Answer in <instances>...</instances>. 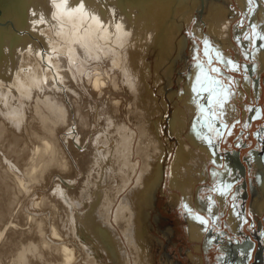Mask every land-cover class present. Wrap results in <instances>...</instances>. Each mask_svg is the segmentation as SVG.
Masks as SVG:
<instances>
[{
    "label": "bare ground",
    "instance_id": "1",
    "mask_svg": "<svg viewBox=\"0 0 264 264\" xmlns=\"http://www.w3.org/2000/svg\"><path fill=\"white\" fill-rule=\"evenodd\" d=\"M224 1L0 0V264H157L154 252L168 256L183 224L184 238L192 245H187L183 263L204 264L211 236L217 231L211 226L214 221L224 219L226 236L242 229L236 186L240 178L222 179L231 168L227 163L221 171L216 168H220L223 149L214 150L211 145L220 136L208 131V112H196L206 106V99L192 90L200 71L197 65L203 64L191 66L185 77L175 75L188 42V36L181 34L190 22L198 36L205 34L214 53L220 50L216 55L223 61L232 59L224 50L238 48L236 41L247 48L243 55L251 59L248 68L253 74L258 61L264 68V50L260 53L264 41L257 36L259 47L254 49L241 38L244 33L251 38L253 23L264 35V0H254L251 11L247 0H229L236 11ZM241 13L250 27L239 35L242 22L235 20ZM6 18L10 20L1 26ZM62 64L69 74L58 71ZM49 73L51 83L72 78L70 88L62 84L69 103H63L64 96L62 103L53 100L58 97L55 88L44 86L38 91L43 85L37 84L47 82ZM243 74L247 78L244 90L249 92L253 82ZM184 79L181 93L171 91L166 98L171 84ZM229 101L230 97L220 108L226 119L224 125L221 118L217 121L221 132L240 114ZM259 106L245 108L244 120H254ZM165 123L164 134L161 125ZM38 130L44 134L38 136L40 141ZM89 135L87 148L78 150L76 144L82 147ZM171 139H175L172 147ZM247 157L258 159L255 152ZM138 158H143L142 165ZM251 159L254 174L246 183L256 193L249 201L250 210L262 214L264 165ZM209 165L215 167L209 169ZM255 166L262 170L255 171ZM51 176L56 177L48 192L52 202L47 194L34 201L37 191L51 185ZM206 181L210 191L231 182L227 193L233 194L229 201L225 196L227 207H222L221 216L217 211L223 204L217 203L224 197L218 192L211 199L204 197ZM159 194H165L170 208L180 209L173 211L183 215L175 216L180 223L172 220L170 225V218L165 217V222L157 214ZM247 202L248 198L244 205ZM41 203L43 208L36 206ZM183 205L208 223L193 219ZM262 222L256 219L252 226L264 231ZM207 225L212 228L209 233ZM160 227H165L161 230L164 240L153 234ZM234 244L227 240L219 247L221 260L234 245L236 261L243 249Z\"/></svg>",
    "mask_w": 264,
    "mask_h": 264
},
{
    "label": "rangeland",
    "instance_id": "2",
    "mask_svg": "<svg viewBox=\"0 0 264 264\" xmlns=\"http://www.w3.org/2000/svg\"><path fill=\"white\" fill-rule=\"evenodd\" d=\"M201 1V0H200ZM226 1V2H225ZM223 3L224 4H227L228 5V7H229V9L231 8V10L232 11H236L235 10V7H236V5H234V3L232 2V1H229V0H225ZM204 2H207V0H204ZM233 3V4H232ZM234 5V6H233ZM255 5V4H254ZM0 17H1V13H0ZM244 19V20H243ZM10 20V18L9 19H7L6 18V20H4L3 22H4V24L3 25H1V26H4V25H6V23H8V21ZM235 22L238 24V23H240V22H242L240 25H239V27L241 28V31L239 32V35H242V34H240V33H243V32H246V31H244V30H246V28H249L248 27V21L244 18V16H243V14L241 13L238 17H237V19L235 20ZM192 23V24H191ZM246 25V26H245ZM203 30H205V28L203 29ZM196 28H194V24H193V22H190L189 23V25L187 26V28H183V32H182V34L181 35H184V36H188L187 37V47H186V51H185V53H184V57L182 58V60H180L179 62H178V65H177V67H176V70H175V75H176V77L177 76H179V74H180V76L181 77H185L189 72H190V69H192V67H193V65L194 64H196L197 62H202V64L204 65V66H206L207 68H210L211 66H213V65H215L216 64V62H217V60H218V52L220 51L218 48L217 49H215V51H216V53H214V50H212L211 48H210V46L208 47V49H207V55L205 54V45H204V40H205V38L206 37H204L205 36V34H204V36L201 34L200 36H198L196 33ZM249 35V34H248ZM250 36H252V32H250ZM241 38L243 39V37L241 36ZM197 41V42H196ZM243 41H244V39H243ZM246 41V40H245ZM234 42V41H233ZM198 44V45H197ZM236 46H238V48L236 47H229V49H225L224 50V53L225 52H227L228 54H230L231 55V60L233 61L234 60V62L236 63V62H238V63H240L239 65H240V72L239 71H232V70H230V68H228L229 66H227L225 63H223L222 61L217 65V66H219L220 68H221V76H220V78L222 79V80H224V82H225V84H227V82H228V77H232V78H235V79H233L235 82L238 80L239 81V78L241 79V84H240V87H238L236 84L234 85H232V89H235V91H239L240 89L241 90H243L245 93H246V98H248V99H250V102L249 103H247V104H245L244 105V107L245 108H248L249 106H250V104H253V105H256V103H254V99L252 98L253 97V94L251 93V91L253 90V91H255V88H256V86L255 85H251L250 86V93L249 92H246L245 90H244V86H243V81H246L247 80V78L244 76V71H243V69H246L245 67H246V65L248 64V66H249V64H250V58H249V60H248V58H245V56L243 55V52L245 53V51L247 50V48L245 47V46H243L242 44H237V42L235 41V43H234ZM233 44V45H234ZM243 46V47H242ZM259 46L258 45H256L255 47H254V49H257ZM254 49H252V51L254 50ZM261 49V51H260V53L264 50V48H260ZM218 50V51H217ZM245 50V51H244ZM251 51V52H252ZM220 53V52H219ZM227 53H225V54H227ZM199 54V55H198ZM217 54V55H216ZM222 55V54H221ZM240 55V56H239ZM57 56H59V54L57 53L56 54V57ZM210 56V57H209ZM210 58H213L212 60H211V64L209 63V61H210ZM197 59V60H196ZM245 61H249L248 63H246ZM187 62V63H186ZM260 62H261V60H260ZM188 63H189V65H188ZM65 64H62L61 65V67H59L58 68V71H60V72H62V73H64V71H67V73L69 74V71L67 70V67L66 66H64ZM258 70L257 69H255V72L258 74L259 72H260V70L263 68V66L261 67L260 65H259V61H258ZM190 66V67H189ZM192 66V67H191ZM227 66V67H226ZM207 70V69H206ZM257 70V71H256ZM52 74H53V72H51ZM51 73H49V75H48V80H47V82H44V83H42V84H37V85H43L41 88L39 87V90L38 91H40V89L42 90L43 89V87L45 86L46 88H49V90L51 89V88H55V89H57V92H58V97H54L53 98V100L54 101H57V100H59L60 101V103H62L63 102V99H64V104H67V102H68V95H67V93H66V90H67V88L65 89V88H63V85L65 86H68L69 85V88L71 87V83H72V78L71 77H62V79L65 81V83H63V82H61L60 80H58V79H56L55 81H53L52 83L50 82V81H52L51 80V77H50V75H51ZM61 73V74H62ZM232 74V75H231ZM184 75V76H183ZM52 76V75H51ZM50 77V78H49ZM243 78V79H242ZM50 79V80H49ZM151 79V78H150ZM149 79V80H150ZM182 79V78H181ZM261 79V80H260ZM61 82L60 84H59V82ZM176 80V79H175ZM67 81V82H66ZM184 81H185V79L184 80H180L179 82H174V85H172L171 84V86L168 88V90H167V93L165 94V97L166 98H168L167 97V94L169 93V92H171V91H173V92H177V94L178 93H181V91H182V89L184 88ZM259 81H264V71H263V73H262V75L259 77ZM58 82V83H57ZM70 82V83H69ZM46 83V84H45ZM50 83V84H49ZM54 83L55 84H57L56 86L54 85ZM48 84V85H47ZM63 84V85H62ZM52 85V86H51ZM60 87H59V86ZM49 86V87H48ZM55 86V87H54ZM36 88L38 87V86H35ZM44 87V88H45ZM65 89V90H64ZM170 89V90H169ZM69 90V89H68ZM62 91V92H61ZM258 91V90H257ZM257 91H255V93H258ZM51 95L53 94V93H51V91H48ZM49 93H47V94H49ZM63 93V94H62ZM65 93H66V95H65ZM60 94V95H59ZM62 94V95H61ZM64 96V97H63ZM178 95H176V97H177ZM207 96V93H203V96L202 97H200V98H204V97H206ZM61 97H63V99H61ZM66 97H67V99H66ZM72 98H74L73 99V101H75V102H77L78 101V98L76 97V96H71ZM70 97V98H71ZM176 97H174L175 99L174 100H176ZM201 99V100H202ZM252 101V102H251ZM231 104H232V106H234L233 105V102L232 101H229ZM69 103V102H68ZM135 104V103H134ZM136 105V104H135ZM215 105V104H214ZM214 105H213V111L215 112V113H217V112H219V113H217L218 114V117L219 118H217V120H215V122L213 121L212 122V125H213V127L214 128H216V129H218V131H219V134H217L216 132H214V134H217L218 136H220V140L218 139L216 142H212V147H214V150L215 149H218V148H220V147H223V146H226V147H231V145H232V143H233V141H234V136H232L231 138L230 137H228V135H226V133H227V130H229V129H226L225 130V139L224 138H222V136H223V132H221V128H223L221 125H224V121H226V119H223L222 118V115H220L221 114V111H220V107L218 106V105H215V107H214ZM247 106V107H246ZM244 108V109H245ZM81 109H83L82 111L85 113V114H87V110H86V108L85 107H81ZM219 109V110H218ZM243 109V110H244ZM243 110H238V114L239 115H241V119H242V117H243V114H242V111ZM201 111V109H197L196 110V112H197V115H201L202 114V112H200ZM217 111V112H216ZM237 111V110H236ZM259 111H260V109H259ZM203 113H205V111L203 112ZM207 115L209 114V113H206ZM171 115V114H170ZM170 115H168L167 116V120L165 119V121H166V123H167V121H168V119H169V117H170ZM238 115V116H239ZM258 116V115H257ZM216 118V117H215ZM220 118H221V120H220ZM239 118V117H238ZM212 119H213V117H212ZM254 119V118H253ZM220 120V121H219ZM217 121H219L220 123H221V125L219 126V124L217 125ZM166 123L165 124H162L161 125V127H162V129H163V133H164V130H165V132L167 131V129H168V127L166 126ZM228 124V123H227ZM74 125V124H73ZM75 126V125H74ZM78 126V125H77ZM101 127H102V124H101ZM100 126L98 127V128H101ZM221 127V128H220ZM77 128H79V126L77 127ZM80 129V128H79ZM40 130H38L37 132H38V134L36 135V137H37V139L39 140V138H42L41 136H43L44 134L40 131ZM209 131V130H208ZM95 131L94 130H92L91 132H90V134H92V133H94ZM42 134V135H41ZM65 133L63 132L62 134H60V135H64ZM165 134V133H164ZM208 134V133H207ZM250 134V133H249ZM67 135V134H66ZM248 135V133H246L245 134V136H247ZM38 136H39V138H38ZM66 137H69L68 135L66 136ZM228 137V139H226ZM238 137V136H237ZM237 137H235V138H237ZM250 137L252 138V139H254V141H255V143L253 144V146L251 147V148H249V149H246V148H244V147H242V149H241V153H242V157H247V156H249V154H251V153H253L254 152V150H255V146H256V139H257V134H256V132H251V134H250ZM222 138V139H221ZM230 138V139H229ZM89 139H90V135L87 137V140H85L84 142H83V144H82V147H80V145L79 144H76V148L78 149V150H80L81 148L83 149V150H85L87 147V144H89L88 143V141H89ZM164 140H165V138H163ZM71 140H73V139H71ZM223 140H227L228 142H230L231 143V145H229L228 143H224L223 144ZM230 140V141H229ZM40 141V140H39ZM60 141H61V139H60ZM173 141H175V139L173 140V139H171L170 141H168V143H169V145L172 147L173 146ZM165 142H167V141H165ZM172 142V143H171ZM85 143V144H84ZM237 142H235L234 143V148H233V150H230L233 154H234V152L235 151H238L239 153H240V150H239V145H238V143L236 144ZM39 144V143H38ZM219 144H220V146H219ZM218 147V148H217ZM235 148H237V149H235ZM226 149V148H225ZM221 150H222V148H221ZM81 151V150H80ZM218 151V150H217ZM223 151V150H222ZM251 152V153H250ZM168 156V155H167ZM166 156V160H167V157ZM139 159V158H138ZM248 159H250V158H247V160ZM164 161V164H166L167 163V161ZM252 161H256V162H259V164L263 167V165H264V153H262V154H260L259 155V157H258V159H251ZM139 161H140V165H142V161H143V158H140L139 159ZM230 163L231 164H234V159L231 157L230 158ZM229 163V164H230ZM248 169H249V173H248V178L250 177V175L251 176H253V172L251 171L250 172V160H248ZM218 166H220V164L218 165ZM211 167H215V166H212V165H209V169H211ZM262 167L261 168H259L258 166L256 167L255 166V168H256V170L255 171H257V172H259V171H261L262 170ZM217 169H218V167H216ZM264 168V167H263ZM232 173V175H230V173L229 172H227L226 173V175H224L223 177L224 178H222V179H225L226 181H229L230 179H232V178H234L235 176H236V174L234 173V172H231ZM228 174H229V176H228ZM80 173L78 174V178L79 179H81L82 178V175H81V177H80ZM51 185L50 186H47V187H45L43 190H39V191H37V195L35 196V199H34V201H38L39 200V198H40V196L41 195H44V197H45V195H46V199L47 200H51V202H52V199H51V197L50 196H48V192L50 191V188L49 187H51L52 186V184L54 183L53 181H54V179L56 178L55 176L53 177V176H51ZM211 180V179H210ZM44 183V182H43ZM34 185H36V184H34ZM206 185H207V181L206 182H204L203 183V187H204V189L203 190H205V187H206ZM249 185V184H248ZM209 187V186H208ZM249 187V186H248ZM256 188V187H255ZM47 189H49V190H47ZM231 189V188H230ZM252 189H251V187H249V192L251 191ZM253 191V190H252ZM208 194L207 195V197L208 198H211V196L213 195V192H210V190L209 189H206L205 190V192L203 191L202 192V194L204 195V194ZM226 194V193H225ZM224 194V195H225ZM231 194H233V193H231ZM39 196V197H38ZM210 196V197H209ZM48 197V198H47ZM160 198H162V199H160ZM45 199V200H46ZM165 199H166V196H165V194L163 195V194H159V196H158V198H157V200H159L158 201V205H157V200H156V202H155V205H156V207H157V209H158V211H157V209H155L156 210V212H157V214L159 215V214H161L163 217H160V218H162L163 220H165V222H166V218L165 217H167V218H170L169 219V222H168V224H170V225H172L171 223H170V221H172V220H175L176 222H178V223H180L181 221L180 220H176L175 219V216H177V214H179L180 216H181V213L178 211L177 213L175 212V213H173V211H175V210H180V209H178V208H173V207H169L170 205L169 204H167L166 203V201H165ZM230 199V198H229ZM229 199H227V201H229ZM46 200V201H47ZM231 200V199H230ZM217 203V202H216ZM222 203V201H220V202H218L217 203V205L218 204H221ZM42 204V203H41ZM239 205H240V203H238ZM237 204V205H238ZM228 205L230 206L231 205V202H229L228 203ZM238 205V206H239ZM36 206H38V207H40V208H43L45 205L44 204H42V205H36ZM227 206V202H225V204L223 205V207L225 208ZM229 209H230V207H229ZM229 209H228V211H229ZM160 212V213H159ZM163 213V214H162ZM251 214H250V217L252 218V222L253 221H255L256 222V220H255V213L253 214L252 212H250ZM224 214V213H223ZM222 214V215H223ZM227 214V213H226ZM226 214H225V218H227L226 217ZM172 216V217H171ZM183 216V215H182ZM181 216V217H182ZM177 218V217H176ZM223 219V218H222ZM257 219H258V217H257ZM182 221H183V218L181 219ZM222 221V220H221ZM223 221H224V219H223ZM177 223V224H178ZM167 224V225H168ZM253 224V223H252ZM178 226H179V224H178ZM180 226H182V225H180ZM179 226V227H180ZM174 227H175V225H174ZM156 228V227H155ZM250 228V227H249ZM259 228V227H258ZM157 229V228H156ZM162 229H165V227H163ZM161 229V227H160V229L158 228V230H153V234L155 235V236H157V239L158 240H164L165 239V237L163 236V233H162V230ZM167 229V228H166ZM247 230H248V228H245V232H247ZM181 231H182V234L181 235H179L180 237L179 238H177L176 237V239L173 241V244H172V248H170V250H172V252L173 253H175V255L176 256H178L179 258L181 257V259H180V261L183 263V260H184V257H183V253H185V252H187V249H188V247H187V245H189L190 246V244H188L189 242H187L188 240H185V233H184V224H183V227H182V229H181ZM177 234V233H176ZM175 234V235H176ZM250 234V236H252L253 237V235H252V233L250 232L249 233ZM162 237V238H161ZM182 237V238H181ZM249 236H247V235H245V240L246 241H248L250 244L251 243H253L254 242V240H252L251 238H248ZM157 239H155V241L157 240ZM240 243H242L243 244V242L241 241ZM169 245V244H168ZM168 245H167V247H168ZM174 246V247H173ZM234 245H231V248H230V250H229V254H224V258L222 259V260H220L219 262V264H236V262L234 261V258L232 257V255H233V253H234V250H235V246L233 247ZM191 247H192V245H191ZM233 247V248H232ZM242 249H243V246H242ZM166 250V249H165ZM170 250H168V251H170ZM167 251V250H166ZM167 251V252H168ZM183 252V253H182ZM242 253V252H241ZM165 255H167V254H161L160 255V253L158 254L157 252H154V256H155V260H156V262H157V264H163V257H165ZM210 257V256H209ZM215 256L213 255V254H211V257H210V259L209 258H207V255H206V257H205V260H206V262L204 263V264H213L214 263V261H215V258H214ZM232 257V258H231ZM165 262H166V260H164ZM184 264V263H183Z\"/></svg>",
    "mask_w": 264,
    "mask_h": 264
},
{
    "label": "flooded vegetation",
    "instance_id": "3",
    "mask_svg": "<svg viewBox=\"0 0 264 264\" xmlns=\"http://www.w3.org/2000/svg\"><path fill=\"white\" fill-rule=\"evenodd\" d=\"M253 4H255V1L253 2ZM245 62L248 63L247 61H245ZM237 64L239 65V63H237ZM244 70H245L244 72L246 73V75H248V77L253 82V85L256 86L255 91L259 90V92L257 91L258 92L257 94L253 90L251 91V93L253 94L252 98L254 99V103H256L257 105L260 104V106H259L260 107V113L258 114V116L254 120H252L254 122L249 121L248 118H245V120H244V117L241 119L240 115H239L240 117L238 116L239 118L236 117V116L233 117V119L229 122V125L227 126V129H229V130H227L226 135H228V137H230V138L232 136H234V141H233V143L231 145V143L228 142L227 140H223V144L224 143H228L229 145H231V147H226V146L220 147V148L223 149V151H222L223 154H222V156L220 155V159H222L221 160L222 162L220 164V168L217 169L218 171H221L223 166L227 167L229 165L230 168H231L230 172H229L230 175H232L231 172L233 171L236 174L235 177H239L240 178L238 180V182L236 183V186H238V189H239L238 190L237 199H238V203H240V207L239 208H240V214H241V219H242V221H241L242 229L239 228L236 231L237 234H236V232L233 233V231H230L232 234H227L229 236H226V229H225L226 225H225V223L223 221L221 222V220H223V219L221 218L217 222L216 221L213 222V220H210V222H213L211 226L216 227L217 231H216V235L214 234V235L211 236L212 243L208 247L207 258H209L210 254H213L215 256L214 257L215 260L219 262L221 260L219 258V255L221 253L219 247L223 243H225V241L232 240L233 244L236 243V245L238 244L239 246H243V250L241 251L243 254L242 253H241L242 255L241 254L240 255L236 254V261H235L236 264H264V256L262 257V253H261V252L264 251V249H263L264 248V242H262V239H263L262 236H264V231H258V230H260V228H258V225H255V227H253L252 226V218L250 217L251 210H250V202L249 201L253 197H255V195L253 196V194L256 193V192L252 191V190L249 192L248 183H246V182L249 181L248 176H247L248 173H249V169H248V164L249 163H248V160H247L248 157H242V154L239 153L238 151H235L234 154L230 151V150H233L235 142H237L238 145L240 144L239 145L240 146L239 147L240 152H241L242 147H244L246 149L251 148L253 146V144L255 143V141L249 135L251 134V132L254 131L257 134L256 146L254 147L255 148V150H254L255 155L258 158L260 154L264 153V81H259V74H257L255 71H254V74H253V71L251 70V68L250 67L248 68V64L246 65V69H244ZM263 71H264V68H262L260 70V72H263ZM233 79H235V78H233ZM235 84L238 87H240L241 79L239 78V81L237 80L234 83V85ZM231 91H232V95L230 96V99L233 102V105L235 104L233 107H235L237 112H238L239 109L243 110L245 108L244 105L249 103L250 99L245 97L246 93L243 90H241V89L239 91H235V89H231ZM225 130H224L223 136H222V138H224V139H225ZM246 133H248L247 136H245ZM228 137L226 139H228ZM235 137H237V138H235ZM225 148H226V150H225ZM235 149H237V148H235ZM231 157L235 161L234 164H231L230 161H229ZM251 158H255V157H251ZM225 163H227L228 165H225ZM228 176H229V174H228ZM235 177L230 179L231 182H233L232 180L235 179ZM222 178H224V177H222ZM231 182H229V184H231ZM206 189H209L208 186L205 187V190ZM210 192H213V191H210ZM214 193H216V192H213V194ZM207 195L208 194L205 193L204 197L207 196ZM230 195H231L230 192L226 193L225 195L222 194V196L224 197L221 200L223 205L225 204V196H228V199H229ZM247 198H248V202H247L248 205H244L245 201H247ZM216 200L217 199H215L214 202ZM223 205H221L220 210L217 211L220 216H221L222 213L225 212V211H222L223 210V208H222ZM262 212H263L262 214H257L255 212V220L257 219V216H258L257 220H260L261 222L263 221L262 222V227L264 229V211H262ZM245 228H248L247 232H245ZM254 228H255V230L257 232L254 230ZM211 229L212 228L210 227V225H207L206 228H205V232L209 233L211 231ZM250 232L252 233L253 237L250 236V234H249ZM234 234H235V236H234ZM245 235L249 236L248 238H251L252 240H254V242L250 244L248 241H246L245 240ZM213 237H215V240L213 239ZM185 240H186V238H185ZM241 241L243 242V244L240 243ZM255 244H256V246H254ZM254 248H255V250H254ZM237 250L240 251L239 249H237ZM253 250H254V253H252ZM168 252H169V255L168 256L165 255L164 260L173 261V263H175V261H176V263L183 264L180 261L181 257L179 258L178 256H176L172 252V250H170ZM204 256H206V254H204ZM183 257L187 259L186 252L183 253ZM165 263L166 262L164 261V264Z\"/></svg>",
    "mask_w": 264,
    "mask_h": 264
},
{
    "label": "snow or ice",
    "instance_id": "4",
    "mask_svg": "<svg viewBox=\"0 0 264 264\" xmlns=\"http://www.w3.org/2000/svg\"><path fill=\"white\" fill-rule=\"evenodd\" d=\"M254 0H247V3L249 5V11H251V5L253 4ZM258 25L253 23L251 25L252 29V36L249 37L248 33L243 34L244 40H249V42L253 45V47L256 46V40L255 38L257 36L260 37L262 41H264V35H261L259 31H257ZM239 39V37H238ZM205 45V54L207 55V49L209 47V41L204 40ZM261 48H264V44L260 45ZM247 55V53H246ZM221 61H223L222 57H219L216 64L208 68L207 70L204 69L203 65L198 63V67L200 69L199 73L195 76V83L193 84V92L196 94L197 97H202L203 93H207V96L204 97L206 99V106L205 108L201 109V112L203 113L205 110L209 113V123H208V129L209 132H216L219 134L218 129L214 128L211 119L212 117H218V114L213 111V105H218L220 108L223 107L224 101H227L229 97L232 95V85L235 83L232 77H228V82L225 84L224 80L220 78L221 76V68L217 66ZM227 66H229L230 70L236 71L239 70V65L236 64L232 60L223 61ZM211 64V60L209 61ZM195 128V125H193ZM207 139V137H205ZM211 143V140L208 141ZM216 161H213V164H215ZM213 176L218 175L217 172L212 173ZM231 188L230 184H224L223 187L214 186L212 188L213 192H218L220 194L227 193ZM211 199V198H209ZM185 210L193 217V219L199 221L202 225H206L208 221L201 216L199 213H196L192 211L190 208H188L187 205H183ZM215 239V237H213Z\"/></svg>",
    "mask_w": 264,
    "mask_h": 264
}]
</instances>
